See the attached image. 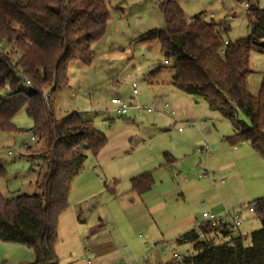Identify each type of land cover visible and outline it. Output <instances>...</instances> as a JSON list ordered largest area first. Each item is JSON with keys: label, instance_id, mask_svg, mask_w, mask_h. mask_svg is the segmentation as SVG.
<instances>
[{"label": "rangeland", "instance_id": "1", "mask_svg": "<svg viewBox=\"0 0 264 264\" xmlns=\"http://www.w3.org/2000/svg\"><path fill=\"white\" fill-rule=\"evenodd\" d=\"M177 2L187 19L199 16L227 24L229 30L223 37L228 41L248 35L243 0ZM248 2L264 10V0ZM107 3V28L91 47L95 54L92 63H71L68 85L49 94L50 112L56 120L76 112L107 139L96 157L86 153L72 182L67 209L58 218L55 255L58 264L77 257L86 262L91 260L87 254L91 246L109 244L113 239L114 250L126 264H135V260L143 263L145 254H151L149 262L162 263L172 253L179 257L193 253L189 245L173 242L179 235L175 227L180 218L191 215L201 222V213L209 212V200L223 198L226 203L248 208L264 196V159L248 143L230 145L226 138L233 130L226 119L210 113L199 99L171 89L173 72L165 64L158 43L148 46L137 42L148 31L164 26L158 0ZM249 70L246 88L256 95L264 73V52H251ZM132 83L138 91L133 103L154 111L123 118L113 112L110 100H130ZM22 88L27 90L28 85ZM142 98L148 99V104L141 103ZM164 104L174 112V122L156 112ZM200 114L204 120L199 119ZM183 121H194L195 125L184 126ZM12 123L17 132L0 131V167L6 174L0 180V193L5 198L39 193L36 181L42 165L35 156L37 145L30 140L32 121L25 110L17 112ZM179 126H183L180 132ZM23 145L34 147L26 150ZM204 145L209 146L208 157L197 151ZM145 171L151 172L154 184L138 196L129 191V180ZM206 173L211 177L199 178ZM159 204L163 206L153 210ZM253 220L254 225L241 236L245 244L250 233L260 227ZM144 245L151 247L150 252ZM154 246L161 248L152 250ZM161 250L166 253L161 254ZM25 259H34L28 248L0 243V264L25 263Z\"/></svg>", "mask_w": 264, "mask_h": 264}, {"label": "trees", "instance_id": "2", "mask_svg": "<svg viewBox=\"0 0 264 264\" xmlns=\"http://www.w3.org/2000/svg\"><path fill=\"white\" fill-rule=\"evenodd\" d=\"M107 1L0 0V131L17 132L13 117L25 110L42 164L39 193L14 198L0 193V243L31 250L34 259L27 264H58L57 223L72 182L86 153L96 157L107 143L90 120L76 112L56 120L49 108V94L68 85L69 65L92 63L91 47L102 39L109 20ZM243 1L248 25L243 39L228 41L223 37L227 24L187 19L175 0H158L164 26L137 42L158 43L172 69V85L226 119L233 130L226 138L230 145L248 143L264 159V73L256 95L246 88L250 54L264 52V10ZM5 175L0 167V180ZM153 182L151 172L142 173L130 180V191L141 196ZM249 207L260 227L250 233L248 244L224 225L202 224L176 240L191 245L192 254L158 264H264V196Z\"/></svg>", "mask_w": 264, "mask_h": 264}, {"label": "crops", "instance_id": "3", "mask_svg": "<svg viewBox=\"0 0 264 264\" xmlns=\"http://www.w3.org/2000/svg\"><path fill=\"white\" fill-rule=\"evenodd\" d=\"M175 1L178 4L177 0H175ZM209 18H211V16ZM169 84L171 85L170 86L171 89H174L173 91H177V92L180 91V90L176 89L174 86H172V83H169ZM180 92H178V93H180ZM131 97H132V93H131ZM140 101L143 104L144 103L148 104V99L142 98ZM130 112H132V113L129 114ZM140 112H142V111H139V110H136V109H131V110H129L128 114L125 117H123V118H126L129 115L139 114ZM142 113H145V112H142ZM199 116H200V118H199L200 120H204L205 117L202 116V114H200ZM183 122L185 123V122H188V121H183ZM31 141H33V140H31ZM205 155H206V157H208L209 153L205 154ZM27 157H32V156L28 154ZM164 157H165V154H164ZM168 157H169V155L166 157V159ZM145 172H142V173H145ZM142 173H140V174H142ZM140 174H137L135 176H138ZM135 176H133V177H135ZM133 177H131L130 180ZM199 178H201V177H199ZM153 184H154V182H153ZM103 186L106 187V185H103ZM138 196H140V195H138ZM160 206H163V205L159 204L153 210L159 208ZM208 206H209L208 211L218 215L219 217L225 218L226 224H228V219H226V218L229 216V214H231L233 212H236V211L240 212L241 216H242V223H241V226L239 228V236L244 235L246 232H248L250 227H252L254 225V220H253L254 219V215L249 213V211H248L249 207L248 208H244L242 205H240L238 203H226L223 198H218L215 201L209 200L208 201ZM79 222H81V221L79 220ZM202 224H203V220H201V222H200L198 219H196L194 216H191V215L184 216V218H180L179 221H178V226L175 227L176 231L178 232L179 235L174 239V241H173L174 244L177 245L176 244V240L179 239L180 237H182L183 235H185L186 233H188L190 231L197 232L199 227ZM58 226H59V223H58ZM138 237L140 238V236H138ZM100 243H101L100 245L95 243V246L94 247L91 246V250L87 251V254H88V256H90L91 260H87L85 262V261H83V259H80V257H77V258H73L67 264H126L123 260H121V256L118 254V252L116 250H114L115 244H114V240L113 239L112 240L110 239L109 244H108V241L107 242H103V244H102V242H100ZM97 245L100 248H98ZM182 245H188V244H182ZM189 246L192 247L191 245H189ZM144 247L148 248L146 250L147 252H150L149 250L151 249V247H149L148 245H144ZM156 248H161V247L154 246L152 248V250H156ZM124 249H126V247H124ZM169 250H171V249H169ZM162 251L163 250H161V252H160L161 254H163ZM172 254H175V253H172ZM145 255H146V258L144 260L145 263L148 262L150 264H155V263L149 262V260H148L151 254H145ZM25 260H27V261H24L25 263H18V264H27V263H30V262L33 261V259L32 260L25 259ZM132 264H134V262H132Z\"/></svg>", "mask_w": 264, "mask_h": 264}, {"label": "built area", "instance_id": "4", "mask_svg": "<svg viewBox=\"0 0 264 264\" xmlns=\"http://www.w3.org/2000/svg\"><path fill=\"white\" fill-rule=\"evenodd\" d=\"M165 64H167V63L165 62ZM130 88H131L132 97L127 102L122 101L119 98H112L110 100L111 104L114 106V109H113L114 113L121 116V117H125L128 114L129 110H131V109H136V110H139V111H142L145 113L153 112L154 110H152L151 108L142 107L138 104L133 103L135 100V97L138 94V91H137V87L134 83L131 84ZM156 112L160 115L166 116L168 119H170L172 122H174V115L175 114L167 104H164L163 108L159 111H156ZM183 125L191 127V126L195 125V122L194 121H188V122H185ZM182 127L183 126L178 127L179 132L182 131ZM31 140H34V139L31 137ZM23 148L27 150V147L25 145H23ZM197 151L199 153L208 154L209 153V146L204 145L203 147L199 148ZM17 154H19L20 156H23L21 153H17ZM8 155H12V152L9 151ZM25 155H28V153L26 152ZM206 176L209 177L210 174L206 173V174L200 175V177H206ZM248 211H249V213L254 214V210L252 207H249ZM201 218L203 220V224H210L211 226L224 225L232 236H235V237L239 236V228H240L241 223H242V216H241V213L238 211L229 214V216L226 218V219H228V224H226L225 218L219 217L218 215L211 213V212H202ZM201 239H203V234L199 233L198 234V240H201ZM162 253L165 254L166 252L162 251ZM171 257L174 259H177V260L180 258L176 254H172ZM145 258H146V255H143L142 259H145ZM135 262H136L135 264H145V262L140 263V262H138V260H135Z\"/></svg>", "mask_w": 264, "mask_h": 264}]
</instances>
